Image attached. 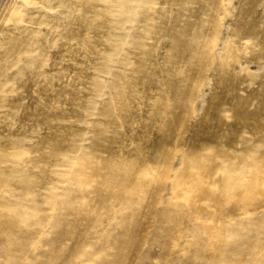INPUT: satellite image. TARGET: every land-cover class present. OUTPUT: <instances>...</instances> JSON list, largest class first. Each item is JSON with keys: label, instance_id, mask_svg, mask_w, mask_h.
I'll return each instance as SVG.
<instances>
[{"label": "rangeland", "instance_id": "1", "mask_svg": "<svg viewBox=\"0 0 264 264\" xmlns=\"http://www.w3.org/2000/svg\"><path fill=\"white\" fill-rule=\"evenodd\" d=\"M42 1L0 0V264H264V0Z\"/></svg>", "mask_w": 264, "mask_h": 264}, {"label": "bare ground", "instance_id": "2", "mask_svg": "<svg viewBox=\"0 0 264 264\" xmlns=\"http://www.w3.org/2000/svg\"><path fill=\"white\" fill-rule=\"evenodd\" d=\"M44 1V3H47V5L49 4V8L51 9L52 8V6L50 7V3L53 1V0H43ZM42 1V2H43ZM67 1H69V0H63V2H67ZM86 1H88V0H86ZM85 1V2H86ZM90 1V0H89ZM88 1V2H89ZM79 6H82L83 4H81V3H79L78 4ZM48 7V6H47ZM90 8H92L93 10H94V12L92 13V15H94L95 14V8H93V7H90ZM66 13V12H65ZM31 20V19H30ZM13 22H14V20H13ZM9 26L11 25V24H8ZM66 24H65V22H64V19H63V26H65ZM12 26V25H11ZM58 26V25H57ZM56 28V27H55ZM58 28V27H57ZM56 28V29H57ZM3 29V28H2ZM5 29V28H4ZM10 29V28H9ZM12 29H15V28H12ZM11 29V30H12ZM10 31V30H9ZM6 32H8L7 30H6ZM9 38H7V37H5V39L7 38V40H17V38L21 35V33H17L16 31H11L9 34ZM216 168V167H215ZM193 172V171H192ZM212 176V175H211ZM214 177V176H213ZM215 178V177H214ZM188 181V180H187ZM207 181V180H206ZM211 181H212V179H211ZM200 182V181H199ZM204 184H206V183H204ZM203 184V185H204ZM209 184H211V182L210 183H208V185ZM216 184H218V183H216ZM197 186V185H196ZM192 187V186H191ZM209 186H207V188H208ZM210 188V187H209ZM213 190V189H212ZM191 191H192V189H191ZM200 191H202V189L200 190ZM180 192V191H179ZM197 192V191H196ZM181 193V192H180ZM204 193V191L202 192V194ZM207 193V192H206ZM194 194V193H193ZM208 195V194H207ZM213 195V194H212ZM209 197H211L210 195H208ZM205 197H207V196H205ZM204 197V198H205ZM112 200V199H111ZM218 230V229H217Z\"/></svg>", "mask_w": 264, "mask_h": 264}]
</instances>
